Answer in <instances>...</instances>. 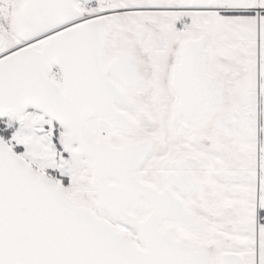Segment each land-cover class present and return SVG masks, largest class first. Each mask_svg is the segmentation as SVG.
Returning <instances> with one entry per match:
<instances>
[{
	"label": "snow or ice",
	"instance_id": "6c2138e0",
	"mask_svg": "<svg viewBox=\"0 0 264 264\" xmlns=\"http://www.w3.org/2000/svg\"><path fill=\"white\" fill-rule=\"evenodd\" d=\"M0 264H264V0H0Z\"/></svg>",
	"mask_w": 264,
	"mask_h": 264
}]
</instances>
